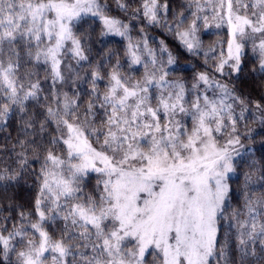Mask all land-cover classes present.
Segmentation results:
<instances>
[{
    "label": "snow or ice",
    "instance_id": "6c2138e0",
    "mask_svg": "<svg viewBox=\"0 0 264 264\" xmlns=\"http://www.w3.org/2000/svg\"><path fill=\"white\" fill-rule=\"evenodd\" d=\"M0 132V264H264V0H0Z\"/></svg>",
    "mask_w": 264,
    "mask_h": 264
},
{
    "label": "trees",
    "instance_id": "16d2710c",
    "mask_svg": "<svg viewBox=\"0 0 264 264\" xmlns=\"http://www.w3.org/2000/svg\"><path fill=\"white\" fill-rule=\"evenodd\" d=\"M109 2H112V0H109ZM114 6V5H113ZM150 35H155L157 37V39H166L167 43L170 45V47L175 50V47H176V41L173 37L171 36H164V35H161L157 32H153V33H150ZM215 37H205V41L206 42H210L211 40H214ZM155 46V45H153ZM41 75H43V73H41ZM13 135H15V133H13ZM4 137V133L3 132H0V140H2ZM2 146V145H0ZM15 196L17 199H26L27 198V193L23 190H17L15 192Z\"/></svg>",
    "mask_w": 264,
    "mask_h": 264
}]
</instances>
